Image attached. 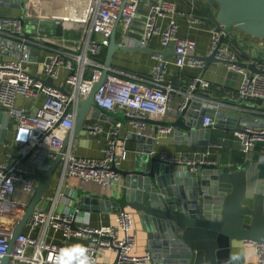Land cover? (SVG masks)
Masks as SVG:
<instances>
[{
	"label": "built area",
	"instance_id": "2783aa9c",
	"mask_svg": "<svg viewBox=\"0 0 264 264\" xmlns=\"http://www.w3.org/2000/svg\"><path fill=\"white\" fill-rule=\"evenodd\" d=\"M66 1L69 0H64L65 4ZM70 1H80L79 7L84 11L86 35L82 48L77 43H68L65 46L69 50L67 55H63L60 49L52 50L41 62L36 63L34 72L30 71V65L34 64L30 43L38 41L42 45H49L54 40L47 35L28 34L18 16L0 15V107L12 119L14 141L19 144L20 157L37 149L44 153L45 159H55L63 140L71 133L78 103L86 97L92 84L101 76L103 62L98 60V56L109 43L114 22L118 20L123 28L128 26L136 15L139 3V0ZM176 15L174 0H157L151 4L143 22L139 46H146L154 36L158 37L163 48L172 41L173 63L176 67L204 69L205 62L196 55L194 41L176 36ZM160 20H164L163 25L159 24ZM187 20L189 24H193L195 17L189 16ZM211 33L207 55L212 54L225 70L240 75L237 98L243 102H257L264 108V64L256 66L258 72L247 70L240 65L226 43L221 42L217 46L222 29H213ZM152 56L156 63L149 80L124 77L109 69L93 95L96 107L125 115L136 135H144L145 119H162L172 110L173 89L163 82L164 60L157 53H152ZM62 69L65 70V75L58 86L55 81L60 79ZM46 77L52 79L56 86L45 85L42 79ZM58 87H62L65 92ZM208 88L209 83L202 76L190 78L177 110L185 107L189 99L215 104L201 95ZM38 97H41V101L33 111L17 104L18 99L25 101ZM212 123L210 117H203V126ZM120 124L116 122L107 132L105 145L98 158L75 156L68 148H64L60 156L58 184L49 190L48 196L44 192L35 205L32 215L24 224L29 233L20 232L15 237L8 253L11 264L18 261L28 264H57L61 251L67 247L65 243L47 241L46 233L49 229L58 231L65 241L72 237L84 239L90 264H144L150 259L149 252L143 255L131 254L134 236L129 211L120 209L111 223L95 228L89 225L88 213L80 212L76 207L71 210L67 207L59 210L56 208L58 198L65 203L72 199V189L67 185L64 189L61 188L66 177H76L82 183L94 182L102 190L120 184L121 175L116 169L126 152V137L118 134ZM83 129L90 136H98L103 131L96 122L84 124ZM170 130L169 126L159 127L160 133ZM235 133L242 153H249L257 144L262 146L259 161L264 164V118L260 122L242 123ZM157 159L161 163L180 168L184 173L194 171L196 163H213L165 154H160ZM34 173L36 171L32 167L16 160L0 162V259L7 253L12 231L21 220L28 203L17 197L16 193L30 199L39 186L32 176ZM34 231L36 234H31ZM243 244L253 250L255 260L249 264H264V244ZM101 251L113 252L114 260L98 261L97 255ZM69 264L76 262L73 260Z\"/></svg>",
	"mask_w": 264,
	"mask_h": 264
},
{
	"label": "water",
	"instance_id": "95a60500",
	"mask_svg": "<svg viewBox=\"0 0 264 264\" xmlns=\"http://www.w3.org/2000/svg\"><path fill=\"white\" fill-rule=\"evenodd\" d=\"M11 1L14 2L12 6L20 10L18 17L28 34L54 35L57 38L62 36L60 10L56 6L49 11L44 5L46 2L57 5L60 0ZM66 5L79 7L81 2L69 0ZM206 6L215 9L214 22L222 27L217 46L231 29L264 39V0H207ZM117 24L118 20L113 24L105 48L101 76L78 103L69 134L72 137L82 128L88 115L96 119L110 115L109 111L95 106L93 95L110 69L113 53L119 48L115 39ZM139 50L153 52L146 47ZM201 58L205 62L204 68L210 63H218L212 54ZM240 65L251 72L259 71L255 62H240ZM236 75L240 79V75ZM42 82L56 86L49 77L42 79ZM58 88L65 92L62 87ZM201 104V100H187L185 107L177 110L172 121L145 120L156 125L155 133L159 127L169 126L177 138L185 136L190 144L203 146L208 144L212 127L230 125L240 128L237 118L236 124H229L228 121L234 119L225 111L202 107ZM115 115L127 119L122 113ZM206 116L213 123L203 126L202 119ZM8 118L7 113L0 112V135L6 130ZM69 135L63 140L51 166L32 175L39 186L13 229L9 249L0 259V264H11L8 255L10 247L32 215L35 205L50 187L52 173L60 162ZM133 137L140 143H146L144 151L136 156L132 169L116 171L125 182V203L137 214L146 232L152 264H242V257L232 253L237 242L264 244V164L259 161L258 155L251 156V162L246 167L230 169L214 163H196L194 172L181 174L172 164L161 163L155 157L149 159L151 139L140 135ZM16 147H19L18 143ZM116 206L118 210L121 209L118 203ZM80 208L86 209L83 204Z\"/></svg>",
	"mask_w": 264,
	"mask_h": 264
},
{
	"label": "crops",
	"instance_id": "0c3cea01",
	"mask_svg": "<svg viewBox=\"0 0 264 264\" xmlns=\"http://www.w3.org/2000/svg\"><path fill=\"white\" fill-rule=\"evenodd\" d=\"M157 0H139L136 15L131 23L125 28L118 22L116 26L115 39L119 48L113 53L111 59L110 70L119 73L120 75L128 78L135 77L138 80H149L151 77V70L156 63L152 53L158 52L160 58L164 60L163 82L172 87L171 94V107L172 110L168 112L162 119L157 121H172L176 117L177 107L183 97L188 80L192 77L202 76L209 83V88L201 95L204 99H211L214 103L202 101V107L213 108L217 111H225L229 117L233 118L232 125L236 124L235 119L239 120L240 127L244 122L261 121L264 118V108L257 102H243L237 98V88L239 78L237 73L225 70L220 63H210L204 69H197L188 66L178 68L174 65L173 42L171 41L166 48L161 47L159 39L154 36L150 39L148 44L140 47L142 39L143 22L149 6ZM0 15L18 16L20 10L12 6L14 4L11 0H0ZM176 5L177 15L175 17L178 25L176 36L180 38H190L195 43V53L199 57L207 55L208 47L210 44L211 31L213 29L221 28L214 22L215 9L212 6H206V0H174ZM49 11L54 7L60 10L63 22V34L60 38L54 35H47L54 40L53 44H40V42L30 43L31 55L34 64L30 65V71L34 72L36 63L41 62L45 55L52 52L54 49L63 51V55L69 54V50L65 48L68 43H77L80 48L85 40V24L84 11L81 7L70 6L61 0L57 5L54 3L44 4ZM55 13V12H53ZM189 16L195 17L193 24H189L187 18ZM164 20H160L159 24L163 25ZM76 26H79V31L76 32ZM26 30V28H25ZM228 33L234 36L240 45H243L246 52L249 53V59L245 62H255L258 66L261 63L260 59H264V39H257L244 33H240L235 29H231ZM227 33V34H228ZM226 35V34H225ZM224 35V36H225ZM224 38V37H223ZM259 42H255V41ZM223 42V40H222ZM147 48L151 51L139 50ZM104 55H105V48ZM102 50V51H103ZM102 51L99 55H101ZM260 55H252V54ZM104 59V58H103ZM242 62V61H241ZM65 75V70H61L60 79L55 81L56 85L60 86L61 78ZM41 101V97L33 100H17V104L23 106L28 111H33L35 106ZM0 112L6 113L0 107ZM110 115L106 118L96 119L88 115L83 123L96 122L99 123L103 131L98 136L88 135L83 126L76 134L75 137L69 135L65 149H69L70 153L75 156L85 158H98L101 156L102 149L105 145V137L109 129H111L116 122H120L118 134L126 137L125 141V156L118 166L121 170H130L136 161V156L143 153L146 143H140L134 139L132 125L115 113L117 111H109ZM148 120H155L147 118ZM2 121V120H1ZM6 130L0 135V162L8 160H16L20 164H25L32 167L36 173L47 170L53 161L45 159L42 151L37 149L30 150L25 156H18V147L13 136V122L9 117L6 119ZM156 125L145 120V129L143 136L146 139L152 140V148L148 154L149 159L152 157L157 158L160 154L170 155L174 157L185 156L195 161H212L219 166L230 167L236 169L237 166L246 167L248 162H251V156L258 155L262 151V146L257 144L250 150L249 153H242L239 150V140L236 136L235 127L219 126L210 129V137L207 145H199L198 143H189L185 136L177 138L173 134V129L166 133H160L159 128L155 133ZM71 134V133H70ZM201 138H198L200 140ZM147 165V164H146ZM178 173L183 174L181 169L175 166ZM194 172V171H192ZM60 175V163L55 167L52 173L51 189L57 186ZM72 189V199L65 203L61 199H57L56 208L63 209L67 207L72 209L78 208L80 212L88 213L89 225L91 227H100L112 222L119 207L127 210L132 215V235L134 236V246L131 249L133 255H143L149 252L146 242V232L141 226L137 214L127 207L124 200V190L126 189L125 182L121 176L120 184L110 187V189L102 190L94 182L82 183L76 177H66L62 181L61 188L65 186ZM17 197H21L28 203L31 198L16 193ZM27 203V205H28ZM83 204L86 209H81L80 205ZM26 205V206H27ZM22 233H29L26 226H23ZM31 234H36V231ZM46 240L53 243H65L67 249H73L75 245L85 246V240L82 238L72 237L66 241L58 231L49 229L46 233ZM233 255L242 257V264H249L254 262V255L252 248L244 246L243 242H237L236 247L232 251ZM78 255V253H74ZM115 254L111 251H101L97 255L100 262H112ZM15 264H28L25 261H18ZM144 264H152L150 260Z\"/></svg>",
	"mask_w": 264,
	"mask_h": 264
},
{
	"label": "clouds",
	"instance_id": "9594fccd",
	"mask_svg": "<svg viewBox=\"0 0 264 264\" xmlns=\"http://www.w3.org/2000/svg\"><path fill=\"white\" fill-rule=\"evenodd\" d=\"M87 251V248L82 245H75L73 249H64L61 251V257L58 258L57 264H69L73 260L76 264H90V260L86 255ZM74 253H78V256Z\"/></svg>",
	"mask_w": 264,
	"mask_h": 264
},
{
	"label": "trees",
	"instance_id": "16d2710c",
	"mask_svg": "<svg viewBox=\"0 0 264 264\" xmlns=\"http://www.w3.org/2000/svg\"><path fill=\"white\" fill-rule=\"evenodd\" d=\"M241 33V32H240ZM223 42L226 43L230 50L236 55L237 59L239 62H245L249 59V53L246 52V49L244 48L243 45H240L237 40L234 38L231 33H228L224 36ZM252 55H260V54H252ZM104 58V50L102 51L101 55L98 56V60L100 62H103ZM261 64H264V59L258 60Z\"/></svg>",
	"mask_w": 264,
	"mask_h": 264
},
{
	"label": "rangeland",
	"instance_id": "374dc122",
	"mask_svg": "<svg viewBox=\"0 0 264 264\" xmlns=\"http://www.w3.org/2000/svg\"><path fill=\"white\" fill-rule=\"evenodd\" d=\"M24 27H25V26H24ZM77 31H79V26H76V32H77ZM255 42H259V41L256 40ZM262 44H263V46H264V41H263ZM49 190H51V187L48 188V191H45V195H46V196H48V194H49Z\"/></svg>",
	"mask_w": 264,
	"mask_h": 264
}]
</instances>
